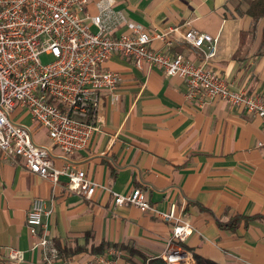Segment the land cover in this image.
I'll return each mask as SVG.
<instances>
[{
	"label": "crops",
	"instance_id": "crops-1",
	"mask_svg": "<svg viewBox=\"0 0 264 264\" xmlns=\"http://www.w3.org/2000/svg\"><path fill=\"white\" fill-rule=\"evenodd\" d=\"M250 1L114 0L113 6L150 31L179 27L218 37L215 55L204 64L231 89L264 96V17L254 21L247 13ZM86 8L89 15L96 14V0ZM125 30L119 24L113 32ZM151 45L163 47L158 40ZM171 51L203 63L201 51L181 40ZM102 67L120 74L118 101L111 104L101 94L100 130L86 148L66 155L101 187L87 198L69 191L66 177L52 182L31 172L20 155L0 149V264H42L26 223L34 197L52 205L47 233L69 264H84L110 246L123 250L115 264H149L152 258L164 262L159 254L176 220L117 206L109 191L126 193L136 187L158 210H174L191 223L181 242L191 253L189 264L196 263L195 256L217 264H264L260 118L220 98L210 103L187 99L184 79L166 75L156 65L137 67L130 57L113 54ZM12 117L30 126L34 141L50 142L46 128L26 110L16 108ZM51 152L54 165L60 166L58 148L52 146ZM238 215L250 218L234 223ZM12 248L22 251L21 261L10 258Z\"/></svg>",
	"mask_w": 264,
	"mask_h": 264
},
{
	"label": "built area",
	"instance_id": "built-area-1",
	"mask_svg": "<svg viewBox=\"0 0 264 264\" xmlns=\"http://www.w3.org/2000/svg\"><path fill=\"white\" fill-rule=\"evenodd\" d=\"M89 1L0 0V149L4 154L20 155L31 172L52 182L66 177L69 191L90 198L101 185L84 169L70 164L66 155L86 148L100 130L104 123L101 94L105 92L111 104L118 101L120 74L102 67L113 54L130 57L137 67L156 65L166 75L182 77L187 99L210 103L220 98L243 106L260 118L264 130V96L231 89L223 77L204 64L215 55L218 37L179 27L147 30L115 9L114 0H96L98 12L89 15ZM119 24L127 30L114 33ZM177 39L199 49L203 63L173 53ZM154 40L163 47L154 48ZM42 54L52 59L44 63ZM16 108L26 110L32 121L46 128L48 144L34 141L30 126L12 117ZM52 146L63 159L60 166L53 163ZM109 191L117 206L132 205L156 212L165 220H176L159 256L166 264H189L191 253L181 245L192 230L188 220L178 217L174 210H158L139 187L126 193ZM51 213L52 205L44 198L32 199L26 216L32 248L40 250L42 264H69L47 233ZM9 256L16 261L23 259L22 251L16 248L9 250ZM122 256L120 247L110 246L91 255L84 264H115Z\"/></svg>",
	"mask_w": 264,
	"mask_h": 264
},
{
	"label": "trees",
	"instance_id": "trees-1",
	"mask_svg": "<svg viewBox=\"0 0 264 264\" xmlns=\"http://www.w3.org/2000/svg\"><path fill=\"white\" fill-rule=\"evenodd\" d=\"M247 13L254 19V21H257L260 18L264 17V0H251L249 7L247 9ZM249 218H250L249 216L238 215L236 216V221H234V223L237 222V220L239 221L240 219H245V221L247 222ZM150 261L151 262H149V264H166L159 258H152ZM195 261H196L195 264H217L216 262L210 259H206L200 256H195Z\"/></svg>",
	"mask_w": 264,
	"mask_h": 264
},
{
	"label": "rangeland",
	"instance_id": "rangeland-1",
	"mask_svg": "<svg viewBox=\"0 0 264 264\" xmlns=\"http://www.w3.org/2000/svg\"><path fill=\"white\" fill-rule=\"evenodd\" d=\"M51 59H52V57L50 55H47V54L41 55V61L44 63L50 61Z\"/></svg>",
	"mask_w": 264,
	"mask_h": 264
}]
</instances>
